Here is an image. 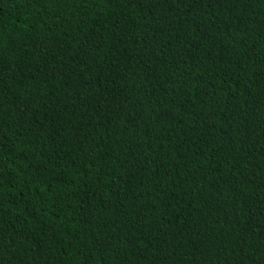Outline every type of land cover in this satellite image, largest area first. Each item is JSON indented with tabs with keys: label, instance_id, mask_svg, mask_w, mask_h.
Wrapping results in <instances>:
<instances>
[{
	"label": "trees",
	"instance_id": "16d2710c",
	"mask_svg": "<svg viewBox=\"0 0 264 264\" xmlns=\"http://www.w3.org/2000/svg\"><path fill=\"white\" fill-rule=\"evenodd\" d=\"M0 264H264V0H0Z\"/></svg>",
	"mask_w": 264,
	"mask_h": 264
}]
</instances>
